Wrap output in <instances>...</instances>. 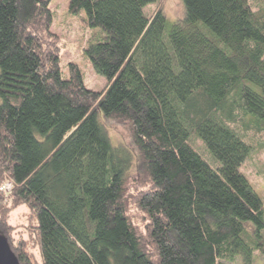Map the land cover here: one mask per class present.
I'll return each mask as SVG.
<instances>
[{"label": "trees", "instance_id": "16d2710c", "mask_svg": "<svg viewBox=\"0 0 264 264\" xmlns=\"http://www.w3.org/2000/svg\"><path fill=\"white\" fill-rule=\"evenodd\" d=\"M154 1L70 0L103 32L84 49L108 80L97 91L76 63L64 75L51 0H0V182L8 173L16 185L10 197L0 190V233L21 264H36L10 222L21 205L41 264H224L264 253V202L241 170L253 146L231 125L241 117L264 131V9L184 0L185 16L167 27L162 10L147 15ZM101 114L129 127L147 173L136 212L130 156Z\"/></svg>", "mask_w": 264, "mask_h": 264}, {"label": "rangeland", "instance_id": "374dc122", "mask_svg": "<svg viewBox=\"0 0 264 264\" xmlns=\"http://www.w3.org/2000/svg\"><path fill=\"white\" fill-rule=\"evenodd\" d=\"M255 11L264 9V0H249ZM70 0H51L50 8L53 13V21L50 26L51 32L56 34L61 59V68L64 75H68V65L70 62L76 63L83 72L84 81L87 87L94 90H103L107 84V77L97 72L89 56L84 52L90 40H95L103 34L100 27H89L86 25L84 17L85 11L79 14H73L69 9ZM147 15H153L157 10H162L167 18V27L185 16L184 0H156L148 4L145 8ZM112 143L117 148L124 150L130 156V165L126 171V185L128 187V202L134 208V194L145 190L148 185L145 183L147 173L142 165V160L135 145L134 138L129 127L121 120L100 115ZM237 131L252 144L250 155L241 165L242 172L261 196L264 202V131L257 132L253 128H246L244 120L240 117L237 122L231 123ZM192 145L205 157L213 166L218 162L214 159L204 141L196 134L190 137ZM8 173L4 174L0 182L7 179ZM16 185L12 186L13 192ZM2 192V191H1ZM3 193V192H2ZM9 195L4 194L6 197ZM9 199V198H7ZM31 209L27 205H21L10 211V222L16 226L14 234L23 236L28 240V250L31 258L36 264H41V257L35 240L25 232L27 225L31 224ZM138 214V213H137ZM139 221L141 216L139 215ZM224 264H264V253L255 250L250 260L236 256L234 260H223Z\"/></svg>", "mask_w": 264, "mask_h": 264}, {"label": "water", "instance_id": "95a60500", "mask_svg": "<svg viewBox=\"0 0 264 264\" xmlns=\"http://www.w3.org/2000/svg\"><path fill=\"white\" fill-rule=\"evenodd\" d=\"M0 264H21L6 235L0 233Z\"/></svg>", "mask_w": 264, "mask_h": 264}, {"label": "built area", "instance_id": "2783aa9c", "mask_svg": "<svg viewBox=\"0 0 264 264\" xmlns=\"http://www.w3.org/2000/svg\"><path fill=\"white\" fill-rule=\"evenodd\" d=\"M13 185H15V182L13 178L10 175H8L7 179L4 178V180L2 181V185H0V190L4 194L9 195L10 193H12L11 189Z\"/></svg>", "mask_w": 264, "mask_h": 264}]
</instances>
